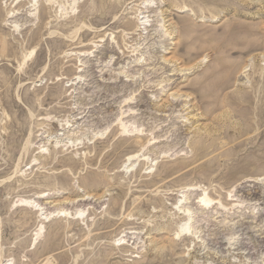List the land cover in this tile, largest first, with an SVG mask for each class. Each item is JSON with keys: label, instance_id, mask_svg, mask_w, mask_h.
<instances>
[{"label": "rangeland", "instance_id": "374dc122", "mask_svg": "<svg viewBox=\"0 0 264 264\" xmlns=\"http://www.w3.org/2000/svg\"><path fill=\"white\" fill-rule=\"evenodd\" d=\"M0 264H264V0H0Z\"/></svg>", "mask_w": 264, "mask_h": 264}, {"label": "bare ground", "instance_id": "6f19581e", "mask_svg": "<svg viewBox=\"0 0 264 264\" xmlns=\"http://www.w3.org/2000/svg\"><path fill=\"white\" fill-rule=\"evenodd\" d=\"M35 5V4H34ZM148 21L149 20H146V18L143 16L141 19H140V21H139V25L140 26H143V27H147L149 24H148ZM248 97V96H247ZM253 104V103H252ZM244 107V106H243ZM249 108V107H248ZM251 120V119H250ZM243 121V120H242ZM122 122V121H121ZM251 123V122H250ZM251 125H253L252 123H251ZM256 126V125H255ZM245 127V126H244ZM127 128H128V126H127ZM137 128V127H136ZM124 129H126V126H125V128ZM139 130V128H137L136 129V131H138ZM135 131V130H134ZM243 131H246V130H243ZM243 131H242V133H243ZM197 146V145H196ZM165 154V153H164ZM138 155V154H137ZM137 157H136V154H131V155H129L128 156V161L129 160H135ZM198 201H200V204L202 203V206H205L206 204H207V206H208V203L210 202H208V200H207V198L204 196V197H200L199 198V200ZM31 203V202H30ZM37 204V203H36ZM28 205V204H27ZM32 207V206H31ZM41 208V207H40ZM39 210V209H38ZM41 210V209H40ZM39 210V211H40ZM61 211V210H60ZM58 212V211H57ZM181 212V211H180ZM43 213V212H42ZM51 213V212H50ZM52 214V213H51ZM54 214V213H53ZM47 215L46 213H44V216H43V219L44 220H50L51 218H53L55 215ZM183 214H184V216H190V212H189V209L188 210H185L184 212H183ZM40 215V214H39ZM57 216H70L69 215V212L68 211H66V210H62L61 212H59L58 213V215ZM42 219V218H41ZM190 221V220H189ZM188 225V221L185 223L184 222V224H182V226L180 227V230H179V232H182L183 230H184V232H185V228H186V226ZM35 242V241H34Z\"/></svg>", "mask_w": 264, "mask_h": 264}]
</instances>
